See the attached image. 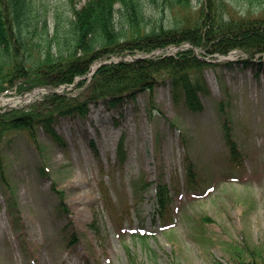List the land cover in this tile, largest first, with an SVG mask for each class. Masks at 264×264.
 <instances>
[{
    "label": "rangeland",
    "instance_id": "374dc122",
    "mask_svg": "<svg viewBox=\"0 0 264 264\" xmlns=\"http://www.w3.org/2000/svg\"><path fill=\"white\" fill-rule=\"evenodd\" d=\"M34 2L51 16L68 9L67 0ZM256 3L227 0L243 16L259 15ZM159 7L150 12L173 25ZM243 56L219 57L213 62L234 63L205 71L210 93L201 94L203 112L175 107L167 82L120 107L100 103L86 117L60 119L55 128L65 147L41 132L40 152L25 133L12 135L4 148L7 182L0 177V264H234L236 249L264 251V73L244 68L237 62ZM42 93L20 96L14 88L0 94V110ZM227 128L241 168L230 163ZM187 160L201 179L194 190L186 183ZM159 180L172 192L164 217L154 209L156 185L144 202L134 196L135 182Z\"/></svg>",
    "mask_w": 264,
    "mask_h": 264
},
{
    "label": "trees",
    "instance_id": "16d2710c",
    "mask_svg": "<svg viewBox=\"0 0 264 264\" xmlns=\"http://www.w3.org/2000/svg\"><path fill=\"white\" fill-rule=\"evenodd\" d=\"M254 1L262 8L256 16L231 11L227 0H87L82 4L81 0H67L68 9H56L51 16V11L49 15L34 0H0V94L14 88L23 96L38 87H75L69 92L43 95L40 102L27 107L0 110L1 179L7 182L4 148L12 135L25 133L40 152L41 132L53 144L65 147L66 140L55 128L60 119L85 117L92 104L120 107L135 101L141 93H153L156 86L167 82L175 107L203 112L201 94L210 93L205 71L215 65L234 63H214L207 58L215 60L236 50L248 56L237 61L244 68H252L257 75L264 73V0ZM160 3L161 12L169 11L173 25L164 24L163 17L158 20L150 12L160 8ZM186 43L193 48L168 56L163 53L117 61ZM94 66L97 69L91 79L85 77ZM219 105L227 113L225 103ZM224 136L232 167H243L231 129L227 128ZM120 141L118 162L123 165L127 159L125 139ZM91 145L96 147L93 141ZM186 174L190 189L198 188L201 179L190 160ZM159 181L155 211L164 217L172 192L164 180ZM154 184L134 183V196L139 203L144 202L145 193ZM58 192L63 199L64 192ZM102 192L106 207L111 208L112 198L105 186ZM94 225L96 222L91 226L97 230ZM140 238L146 241V237ZM233 263L264 264V251L241 247L236 249Z\"/></svg>",
    "mask_w": 264,
    "mask_h": 264
}]
</instances>
